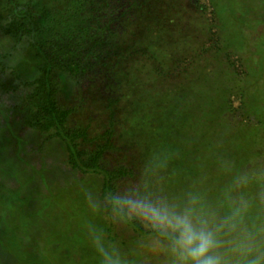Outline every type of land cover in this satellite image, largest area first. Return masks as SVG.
Segmentation results:
<instances>
[{
	"label": "rangeland",
	"instance_id": "obj_1",
	"mask_svg": "<svg viewBox=\"0 0 264 264\" xmlns=\"http://www.w3.org/2000/svg\"><path fill=\"white\" fill-rule=\"evenodd\" d=\"M110 1L112 26L127 28L126 44H171L178 51L157 88L147 84L150 61L141 47L126 56V77L104 67L81 89L66 86L70 123L90 125L97 137L112 119L109 99L118 101L114 119L119 105L128 127L114 126L113 148L99 161L116 175L114 193L136 186L179 200L194 191L226 213L223 194L233 178L264 172V0ZM134 1H145L141 11L149 15L140 17ZM0 61L23 76H32L36 63L26 43L15 45L1 31ZM166 83L177 96L160 93ZM12 84L18 82L10 69L0 73V264H101L97 240L114 246L124 264H170L154 233L139 222L150 231L139 235L108 210L101 176L68 166L62 143L26 124L24 90H7ZM130 123L139 133H129ZM262 190L264 183L255 182L243 189L253 204L245 222L258 228H264Z\"/></svg>",
	"mask_w": 264,
	"mask_h": 264
},
{
	"label": "trees",
	"instance_id": "obj_2",
	"mask_svg": "<svg viewBox=\"0 0 264 264\" xmlns=\"http://www.w3.org/2000/svg\"><path fill=\"white\" fill-rule=\"evenodd\" d=\"M110 2V0H0V11L3 16L0 31L9 36L15 45L26 43L36 59L32 76H23L6 62L0 61V73L10 69L18 82L17 85L6 87L7 90L15 91L22 87L26 124L58 139L67 153L68 166L83 173L102 177V198L114 193L116 175L99 165V161L107 149L113 148L110 137L112 136L113 140L114 126L119 125L125 129L124 127H128L126 122L128 118L126 114H121L120 109L123 108L115 105V110L118 109L120 112V118L115 120L116 111L113 114L112 110L113 104L118 101L109 99L106 106L112 118L109 120V127L101 135L91 137L90 125L72 126L70 119L74 109L63 103L62 94L68 93V90H65L66 86L68 89H81L80 86L88 76L102 71L104 67L110 69L117 77H126L127 73H130L131 63L126 56L131 54V49L139 50L141 46L132 47L126 44L124 40L128 33L126 27L122 30L112 26L113 6ZM144 3L145 1L138 4L133 2L135 6L140 7L138 14L140 17L149 13L148 11L143 14ZM154 13H151V17L157 21L159 14ZM165 16L163 14V20ZM158 31L162 33L164 29L160 28ZM143 49L148 51L146 57L150 61V65L146 63L149 68L146 73L150 74L147 84L149 87L157 88L160 80L166 78L168 65L178 49L171 44H152L150 47L142 45L141 50ZM172 86L166 83L160 87L165 89V92L160 93L177 96L180 91H175ZM149 94L159 93L149 90ZM129 96L124 95L127 101ZM128 109L124 108L126 113ZM135 114L140 116V109ZM127 117H130V114H127ZM135 126V123H130L129 128L134 129ZM129 133L137 134L139 129ZM108 210L111 211L109 206ZM122 219L139 235L150 232L145 231L138 221ZM75 248L84 256L88 252L87 249Z\"/></svg>",
	"mask_w": 264,
	"mask_h": 264
},
{
	"label": "clouds",
	"instance_id": "obj_3",
	"mask_svg": "<svg viewBox=\"0 0 264 264\" xmlns=\"http://www.w3.org/2000/svg\"><path fill=\"white\" fill-rule=\"evenodd\" d=\"M253 182L264 183V172L233 178L223 194L224 214L194 191L178 200L130 186L108 194L106 201L116 217L138 221L154 233L170 264H264V228L245 222L253 204L243 189ZM259 198L264 204V190ZM96 246L101 264H124L114 246L106 248L100 240Z\"/></svg>",
	"mask_w": 264,
	"mask_h": 264
}]
</instances>
